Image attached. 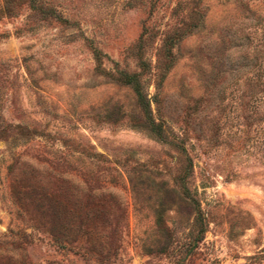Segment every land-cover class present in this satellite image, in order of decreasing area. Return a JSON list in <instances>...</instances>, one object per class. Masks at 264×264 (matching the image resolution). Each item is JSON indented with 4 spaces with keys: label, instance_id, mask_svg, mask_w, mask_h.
<instances>
[{
    "label": "rangeland",
    "instance_id": "rangeland-1",
    "mask_svg": "<svg viewBox=\"0 0 264 264\" xmlns=\"http://www.w3.org/2000/svg\"><path fill=\"white\" fill-rule=\"evenodd\" d=\"M0 264H264V0L0 11Z\"/></svg>",
    "mask_w": 264,
    "mask_h": 264
},
{
    "label": "trees",
    "instance_id": "trees-1",
    "mask_svg": "<svg viewBox=\"0 0 264 264\" xmlns=\"http://www.w3.org/2000/svg\"><path fill=\"white\" fill-rule=\"evenodd\" d=\"M18 3V0H2L0 2V11L3 12V14H11V10L14 6H16ZM94 55L96 56V52L94 51ZM119 81L125 85H128L132 91L135 94L137 104L140 108V111L144 118L145 128L151 133L155 134L157 138H161V135L159 131H157L156 125H152L153 123L150 121V119L147 116V103L144 102L143 98L140 95L139 92V86L136 81V77L134 74H125V73H119Z\"/></svg>",
    "mask_w": 264,
    "mask_h": 264
}]
</instances>
